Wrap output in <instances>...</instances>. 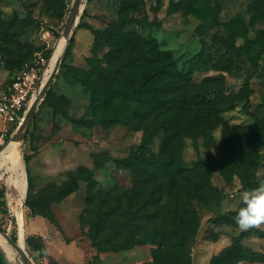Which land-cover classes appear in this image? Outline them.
Masks as SVG:
<instances>
[{
  "label": "rangeland",
  "instance_id": "obj_1",
  "mask_svg": "<svg viewBox=\"0 0 264 264\" xmlns=\"http://www.w3.org/2000/svg\"><path fill=\"white\" fill-rule=\"evenodd\" d=\"M254 2L81 0L75 24L86 26L75 29L65 63L72 66L59 64L23 132L22 123L5 124L0 115V264H187L189 258L194 264H264V236L252 231L264 232V225L242 232L234 220L242 193L264 180V146L257 178L245 188L253 169L247 130L254 119L242 109L243 83L253 66L237 49L245 38L226 27L245 30L250 52L257 53L264 46V16L255 13ZM75 3L0 0V97L39 53L53 54L57 63ZM7 21L11 36L1 25ZM152 41L179 68L200 66L194 80L204 79L203 104L193 121H203L202 133L193 126L170 139L160 106L158 130L126 121L129 106L138 110L130 98L135 80H125L126 93L119 95L102 68L123 65ZM250 84L251 109L264 116V54ZM220 90L232 100L222 111ZM208 118L220 123L209 126ZM6 130L10 139L18 135L13 142L2 138ZM140 153L171 155L174 163L166 175L151 177L139 173ZM81 166L87 175L63 192ZM239 238L241 247L226 253Z\"/></svg>",
  "mask_w": 264,
  "mask_h": 264
},
{
  "label": "trees",
  "instance_id": "obj_2",
  "mask_svg": "<svg viewBox=\"0 0 264 264\" xmlns=\"http://www.w3.org/2000/svg\"><path fill=\"white\" fill-rule=\"evenodd\" d=\"M254 11L260 17L264 16V0L262 2H254ZM195 11H199V7L195 8ZM200 13V12H198ZM2 25L3 30L7 35L11 36L14 32L10 30L9 22H5ZM86 25H77L78 27H85ZM230 34L232 36H243L245 38V44L237 48L240 53H246L249 55L253 69L246 75L243 83V94L244 101L242 103V109L246 114L254 119L253 125L247 130V140L250 144L251 158L253 169L250 175L244 182L243 187H249L252 182L257 178V172L261 166V149L264 146L260 137L264 139V116H259L255 111L251 109V93L252 87L250 80L254 77L256 72L259 70L261 65V58L264 54V46L258 50L257 53H252L247 46L249 37L245 30H237L232 23H226ZM96 38H98L99 30L94 31ZM61 35V31L57 32V36ZM75 33L71 38L70 44L66 49L65 55L62 58L61 66L69 65L66 63V56L71 52L73 48ZM144 49L138 53H133L124 61L123 65L113 66L108 65L106 68H102V73L110 79L113 83L112 89L114 88L119 95L126 93L124 91L125 80H135V95L130 97L133 102L136 103L138 110L135 113L132 112L133 106H129L131 110V119L126 118V121L131 123L150 124L153 126L154 131L158 130L159 123H157V115L155 116V110L158 106L161 107L163 112L160 113L162 116L160 122L161 126L167 131L169 130V138H181L182 134L190 131L193 126L200 127L199 133L203 131V121L197 124L193 121L196 114L194 113L198 109L199 104H203V78L200 81L194 80V74L200 70V66L197 64L193 67L186 69L179 68L172 58L170 53H165L160 50L158 44L155 41L145 42ZM211 92V90H209ZM128 93V92H127ZM220 97L218 102L221 103L220 111L231 107V97L223 90L219 92ZM208 106L210 100L206 103ZM60 109V108H57ZM66 115L67 112L62 110ZM211 114L208 112V117ZM211 117V116H210ZM219 118V116H218ZM217 118V119H218ZM212 119V118H211ZM208 118L209 126H215L220 123L219 120H215L216 123ZM150 121V122H149ZM193 121V123H191ZM214 121V122H215ZM22 123V122H21ZM6 141L10 139L9 133L5 137ZM174 154V153H172ZM139 158L140 164L139 173L145 175L149 174L151 177L155 175H166L169 170V166L174 163V156L171 155H154L153 153H140ZM137 169V168H136ZM180 172V171H178ZM147 173V174H146ZM87 175V171L81 166L78 172L71 176L70 180L61 186V190L69 191L77 185L79 178ZM32 185L31 177L29 176V187ZM163 186L161 185L160 188ZM0 205H5L4 192L0 190ZM260 235L264 236V232L252 230ZM2 232L0 228V233ZM160 235V233H157ZM164 238H169L170 234L161 233ZM15 238H11L14 241ZM241 238L235 240L231 246L226 250V253L231 254L237 251L240 246ZM93 245L100 247L101 243L97 242L93 236ZM187 264H194L192 259L187 260Z\"/></svg>",
  "mask_w": 264,
  "mask_h": 264
},
{
  "label": "built area",
  "instance_id": "obj_3",
  "mask_svg": "<svg viewBox=\"0 0 264 264\" xmlns=\"http://www.w3.org/2000/svg\"><path fill=\"white\" fill-rule=\"evenodd\" d=\"M50 57L39 53L15 75L7 94L0 97V115L3 123L11 124L15 120L23 122L28 102L39 94ZM8 133V130L3 132L2 138L5 139Z\"/></svg>",
  "mask_w": 264,
  "mask_h": 264
},
{
  "label": "clouds",
  "instance_id": "obj_4",
  "mask_svg": "<svg viewBox=\"0 0 264 264\" xmlns=\"http://www.w3.org/2000/svg\"><path fill=\"white\" fill-rule=\"evenodd\" d=\"M243 206L234 217L235 224L242 232L259 229L264 225V180L259 185L241 195Z\"/></svg>",
  "mask_w": 264,
  "mask_h": 264
},
{
  "label": "water",
  "instance_id": "obj_5",
  "mask_svg": "<svg viewBox=\"0 0 264 264\" xmlns=\"http://www.w3.org/2000/svg\"><path fill=\"white\" fill-rule=\"evenodd\" d=\"M75 9H74V14L71 16L70 20H68L67 24L65 25L64 29H63V35L67 38L66 40V44H65V47L63 49V53L61 55V57L59 58L53 72L51 73L50 77L48 78V80L46 81L45 83V86L43 88V90L40 92V94H38L34 99H33V102L31 103L30 105V109H29V112L28 114L25 116L23 122H22V125H21V129H20V132H23L25 130V128H27L29 126V123L34 115V112L38 106V103L40 101L41 98H43V95L47 92L48 88L50 87L54 77H55V74H56V70H57V67L59 66V64L61 63L62 61V58L63 56L65 55V52H66V49L68 48L69 44H70V41H71V38L73 37L74 33H75V29H76V26L77 24H75V16H76V12L78 10V8L80 7L81 5V0H76V3H75ZM17 134L13 136V138L11 139H16L17 138ZM2 146H0L1 148ZM10 241L11 239L6 236ZM12 243H14L13 241H11ZM16 248L18 250V252L22 255V257L25 259V260H28V255L19 247L16 245Z\"/></svg>",
  "mask_w": 264,
  "mask_h": 264
},
{
  "label": "bare ground",
  "instance_id": "obj_6",
  "mask_svg": "<svg viewBox=\"0 0 264 264\" xmlns=\"http://www.w3.org/2000/svg\"><path fill=\"white\" fill-rule=\"evenodd\" d=\"M55 57H54V55L52 54L51 55V57H50V59H49V62H48V65H47V69H46V71H45V74H44V76H43V79H42V82H44L46 79H47V77H48V75H49V73L52 71V69L53 68H55V66H56V64H54V62H55V59H54ZM58 62V61H57ZM54 70V69H53ZM13 140L14 139H10L9 141H8V143H10V142H13ZM5 146V144L2 146V148ZM1 148V149H2Z\"/></svg>",
  "mask_w": 264,
  "mask_h": 264
}]
</instances>
